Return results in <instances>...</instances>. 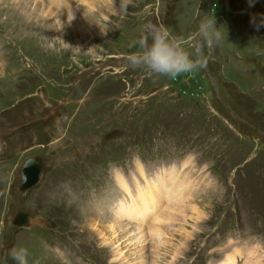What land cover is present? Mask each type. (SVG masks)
Wrapping results in <instances>:
<instances>
[{"label": "rangeland", "instance_id": "rangeland-1", "mask_svg": "<svg viewBox=\"0 0 264 264\" xmlns=\"http://www.w3.org/2000/svg\"><path fill=\"white\" fill-rule=\"evenodd\" d=\"M72 1L0 0V264L20 246L28 264H264V0ZM204 15L223 37L212 81L117 71L144 24L187 45ZM32 156L39 181L18 192ZM138 167L176 176L138 198Z\"/></svg>", "mask_w": 264, "mask_h": 264}, {"label": "clouds", "instance_id": "clouds-1", "mask_svg": "<svg viewBox=\"0 0 264 264\" xmlns=\"http://www.w3.org/2000/svg\"><path fill=\"white\" fill-rule=\"evenodd\" d=\"M114 0H112L113 6ZM253 6L254 0H248ZM131 0H120V14H126V7ZM72 18V17H71ZM71 20V19H69ZM251 23L259 30L264 27V16L259 22L253 17ZM220 27H216L215 16L204 15L200 19L196 32L186 45L183 36L172 35L163 24L148 22L143 25L141 33L133 42L135 51L127 56L132 67L141 68L158 77L176 78L182 74H191L206 68L208 58L205 48H211L222 39ZM26 182V177L21 176ZM8 255L14 264H28V249L20 246L9 250Z\"/></svg>", "mask_w": 264, "mask_h": 264}, {"label": "bare ground", "instance_id": "bare-ground-1", "mask_svg": "<svg viewBox=\"0 0 264 264\" xmlns=\"http://www.w3.org/2000/svg\"><path fill=\"white\" fill-rule=\"evenodd\" d=\"M56 1V0H55ZM53 1H51V2H49V3H52ZM63 2V1H62ZM66 2V1H65ZM73 2V1H72ZM70 3V2H69ZM63 5V4H62ZM55 6V5H54ZM67 6V5H66ZM72 6V5H71ZM52 9H54L55 11H57L56 10V8L54 7V8H52ZM70 11H72V7H70L67 11H63V12H61V11H57V12H61V13H66L65 14V16H67V18H70L71 17V15H69L68 14V12H70ZM73 15V14H72ZM172 166H170L169 167V172H170V168H171ZM175 169V168H174ZM177 169V171H180L178 168H176ZM138 170L140 171V176L142 177V179H143V182H142V186L143 187H139L138 188V193L136 194V195H138V198H139V196H141V195H143L144 193H146V194H150V196L152 197L153 196V194L156 196V198L159 196V193L157 192V190L159 189V187H158V185H159V183L158 182H161L163 185V187H164V190L162 191V192H164V191H166V188L168 189V187H170V186H168V187H166V183L167 182H171V180L173 179V178H175V176H176V172L175 173H171L172 174V176L171 175H169L168 173H164L163 171H160L157 175H155L156 176V178L155 177H153V178H148L147 176H145L146 174H145V172H144V170L141 168V167H138ZM138 171V172H139ZM117 182H118V184H119V186L122 188V187H124V189L123 190H125L126 192L128 191V188H126V185L124 184V181H123V178L121 177V176H119V177H117ZM135 185H136V182H135V179H134V182H133ZM172 185V184H171ZM179 187V186H178ZM160 190V189H159ZM180 190V189H179ZM162 192H161V194H162ZM129 193V192H128ZM131 195V194H130ZM129 195V196H130ZM132 198V196H130V199ZM155 198V199H156ZM134 199V198H133ZM150 199H152L153 200V202L152 203H154L155 205L157 204L156 202H155V199L154 198H150ZM138 204L141 206V212L142 213H144V214H150V211H151V206L150 207H148V210L145 208V206H144V203L140 200L139 202H138ZM148 205H150V200H149V203H148ZM154 208V207H153ZM184 209V208H183ZM153 210V209H152ZM171 211L172 212H177L178 214L180 213V210L179 209H176V210H174L173 208H171ZM181 211H184V210H182L181 209ZM137 212H135L134 213V211H133V214H134V217L133 218H131L130 220L132 221V220H136V218H137V216H140V214L139 215H137L136 214ZM183 213V212H182ZM160 215V214H159ZM158 216V215H157ZM178 216V215H177ZM154 219V218H153ZM155 220H153V222H154ZM155 223V222H154ZM154 223H152V224H154ZM170 224V223H169ZM155 225V224H154ZM155 227V226H154ZM135 228H136V226H135ZM141 229V228H140ZM145 228H143V230H144ZM139 230V229H138ZM140 231V230H139ZM157 232H158V230H156ZM147 232V234H148V231H146ZM155 232V231H154ZM145 233V232H144ZM154 234V233H153ZM153 234H152V236H153ZM156 235V234H155ZM145 236V235H144ZM149 236V235H148ZM142 237V236H141ZM154 237V236H153ZM158 237V236H157ZM136 239V238H135ZM153 239V238H152ZM155 239H156V237H155ZM154 239V240H155ZM157 239H159V238H157ZM144 240V239H143ZM129 241H130V239H129ZM156 241V240H155ZM137 243V242H136ZM138 243H139V241H138ZM231 257V261L232 262H234L233 264H235V257H234V255L233 256H230ZM255 257H257V256H255ZM248 259V258H247ZM146 263V262H145ZM244 263H246V262H244ZM219 264H223V263H219ZM247 264V263H246Z\"/></svg>", "mask_w": 264, "mask_h": 264}, {"label": "water", "instance_id": "water-1", "mask_svg": "<svg viewBox=\"0 0 264 264\" xmlns=\"http://www.w3.org/2000/svg\"><path fill=\"white\" fill-rule=\"evenodd\" d=\"M36 174L37 171L34 172L31 169H29L27 166H24V168H22V176L26 177L27 179L26 182L25 181L22 182L21 190H24L35 183L34 181L36 180Z\"/></svg>", "mask_w": 264, "mask_h": 264}]
</instances>
